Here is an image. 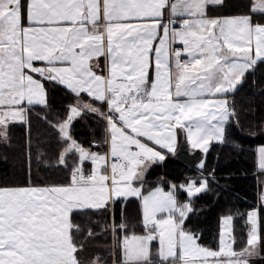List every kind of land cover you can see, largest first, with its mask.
Masks as SVG:
<instances>
[{"label":"snow or ice","instance_id":"6c2138e0","mask_svg":"<svg viewBox=\"0 0 264 264\" xmlns=\"http://www.w3.org/2000/svg\"><path fill=\"white\" fill-rule=\"evenodd\" d=\"M245 88L252 102L238 106ZM53 90L70 100L62 114ZM257 95L264 0H0V264H105L89 247L109 238L112 264H264V207L239 214L242 243L231 212L216 248L192 222L194 198L218 183L215 169L204 174L211 146L237 130L264 136ZM34 114L46 142L33 141ZM87 114L100 134L86 147L72 129ZM17 130L26 143L10 156ZM181 133L203 153L200 179L150 184ZM256 156L264 177V145Z\"/></svg>","mask_w":264,"mask_h":264},{"label":"trees","instance_id":"16d2710c","mask_svg":"<svg viewBox=\"0 0 264 264\" xmlns=\"http://www.w3.org/2000/svg\"><path fill=\"white\" fill-rule=\"evenodd\" d=\"M50 101L54 105L53 115L62 114L70 102L69 98L58 90H53L50 95ZM251 102L252 89L250 88H245L236 96L238 106L248 105ZM254 105L256 108L255 119L257 121L264 119V97L255 96ZM32 119L33 141L41 139L46 142L51 129L42 126L35 114ZM72 131L73 135L86 147L94 139V132L97 136L100 134L96 121L91 117V114H87L83 119H77L74 122ZM234 135L238 139L230 140L226 145L214 144L211 146L207 154V167L204 170V174L207 175L208 172L215 169L218 183L213 186L211 192L194 198L193 203L197 210V215L192 217V222L203 233L200 242L212 248L217 247V224L221 215H227L231 212L236 217L237 241L242 243V238L246 236V229L244 228V220L239 218V214L246 213L252 208L264 207L259 201L260 181H264V177L259 176L256 156V148L264 145V136L251 137L247 134V131L240 133L238 130ZM179 139L177 157H170L164 167H156L149 177L150 184L155 185L159 177H164L162 186L167 190L168 181L184 183L189 179L197 181L200 179V171L196 165L203 153L199 151L193 152L187 146L183 135H180ZM25 143L24 132L17 130L14 138L16 152L10 153V156L19 155ZM238 144L240 145L239 147L237 146ZM7 175L10 179L13 178L11 163L8 165ZM48 177V173L33 170V180L36 183H44ZM19 178L20 173L17 170L15 179ZM51 179L55 180L56 177L52 176ZM136 216L137 205L133 203L128 207V217L131 223L135 224ZM136 230L139 231V228L137 227ZM110 244L111 239L109 238L108 245ZM108 245L103 242L90 245L89 255L93 258L101 256L105 264H110L113 255Z\"/></svg>","mask_w":264,"mask_h":264},{"label":"crops","instance_id":"0c3cea01","mask_svg":"<svg viewBox=\"0 0 264 264\" xmlns=\"http://www.w3.org/2000/svg\"><path fill=\"white\" fill-rule=\"evenodd\" d=\"M101 63H103V59L101 60ZM181 135H183V133H181ZM184 136V135H183ZM258 147H260V146H258ZM258 147L256 148V152H257V149H258ZM114 260V256H113V258H112V260H111V263L110 264H112V261Z\"/></svg>","mask_w":264,"mask_h":264}]
</instances>
